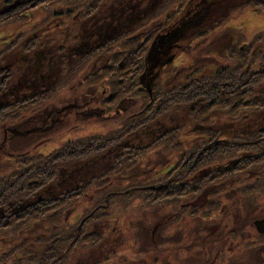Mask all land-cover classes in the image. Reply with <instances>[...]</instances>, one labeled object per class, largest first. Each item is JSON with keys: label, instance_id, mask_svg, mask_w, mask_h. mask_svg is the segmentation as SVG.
I'll return each mask as SVG.
<instances>
[{"label": "rangeland", "instance_id": "374dc122", "mask_svg": "<svg viewBox=\"0 0 264 264\" xmlns=\"http://www.w3.org/2000/svg\"><path fill=\"white\" fill-rule=\"evenodd\" d=\"M183 1L185 0H176L174 3H170L169 0H86L64 5L51 10V13L44 10L28 13L27 18L22 22L11 21L7 25L0 26V49L6 48L8 43L22 35L19 45L15 48L17 50H5L4 53L2 64L11 69L14 76L7 92L3 96L0 95L1 104L23 99L51 87H56V92L62 93L60 97L57 95V98L48 100L49 102L44 104L46 108L52 110L58 105L71 103L74 99L79 102L82 89L85 87L84 83L79 85V82L95 70L92 67L93 64L97 63L98 66L101 62H97L96 57L92 58L91 55L85 57L87 52L94 51V48L112 41H119L114 50H122L124 46L120 43L132 41L134 38L126 39L127 33L135 31L136 34H149L152 23L157 22L161 26L168 18L177 16L188 3L182 5ZM93 4L100 5L98 11L90 19H85L88 10L94 7ZM249 8L245 6L240 8L231 15L225 25L213 28V33H209L204 43L197 41L200 39L192 41L194 38L185 37L181 43L185 44L187 52L178 54L171 64L158 69L156 84L163 85L166 90H172L185 87L192 79H211L222 70L235 72L232 62L227 59V55H223V51L233 43L249 44L254 34L264 30V16L251 12ZM166 25L167 23L164 26ZM156 26L157 24L152 28ZM112 37L115 39L109 40ZM33 38L38 40V47L25 54L23 52L25 46ZM253 55L255 58L247 75L260 69L261 65L264 67V39L256 44ZM145 63L148 64L147 61ZM46 71L50 73L48 78L44 75ZM100 75V84L109 82L111 77L117 81L114 73H111V77L110 74H106L103 78L102 72ZM71 86L74 89L70 90ZM259 89L264 94V82L257 90ZM74 94L75 96L72 97ZM202 104L204 102L200 100L190 106H173L169 112L157 118L156 121L125 135L120 143L109 147L103 153L86 160L60 163L57 168L60 178L52 189L45 192V195H54L61 189L77 185L78 182H86L90 177L102 173V170L110 164L111 159L126 147L147 149L158 137L177 127H181L182 130L177 137L179 146L170 148L166 147L168 144H163L139 153L135 157L138 164L129 172L130 177L123 179L119 174L112 176L111 186L106 191L132 188L142 184L147 186L172 175L174 173L172 169L177 165L181 154L200 141L199 136L201 135L197 131L207 129L204 132L207 135L208 128L219 130L221 133L218 139L231 143L230 141L235 137L232 135L235 133L236 135L242 134L239 137L244 138L249 132L264 127V111L263 113L253 111L244 115L240 120H235L236 115L217 114V117L210 118L213 124L208 126V123L199 120L195 114ZM44 105L42 104L40 108L45 107ZM137 107L140 109L139 98L122 104L120 108L124 113L128 109L131 112ZM110 112L113 115L108 117L113 119H108L109 122H94L96 118H93L89 120L88 125L77 124L81 120L73 114L61 116L62 125L68 126L54 136V142L60 145L67 138L75 140L78 137L75 135L76 130H83L79 134L81 136L106 135L108 130L119 126L116 123L117 120L129 116V112L123 116L118 115L119 111H116L117 115L114 110ZM42 117H48V114L44 113ZM75 124L78 125L74 127L76 130L72 129ZM67 127L70 129L67 130ZM231 130L236 131L231 132ZM36 134L24 140H14L12 145L18 147L33 142H42L45 136H48V134ZM259 141H261L259 145L251 143L239 146L240 149L235 158L222 159V152L217 157L219 161L206 166L204 163L203 169L193 175L190 174L189 179L200 177L208 171H225L232 167L231 165L238 158L257 155L250 149L264 146V140ZM54 142L41 143L40 152H52L57 147ZM39 150L37 154L40 153ZM131 155L134 156L132 153ZM260 172H264V168L242 173L236 179V175L232 178H216L217 181L213 185L204 184L199 191L194 193V195L201 196L195 199L194 206H191L193 208H188L187 211L206 210V216L203 215L204 218L200 220L208 225L209 230V233H200V236L197 235L195 223L198 218L195 219V216L186 215L174 219L175 214L179 212L180 205L178 208H175L173 203H164L163 206H159L156 205L157 201L149 203L142 197L134 200L129 197L126 200L123 196H111L108 207L110 210L104 209L108 212L102 217L104 219L101 221L85 220L80 227V230L83 229L84 236L93 232L101 233L102 242L96 243L91 248L72 243L67 250L68 253L65 255L64 252L65 256L62 257L60 264H264V250L254 249L252 251L255 245H251L248 248L251 251H248L247 247L244 248V241L237 242V234V239L232 238L230 232L231 239L228 236L230 230H236L241 236L252 240L257 236L254 222L264 219V191H257L263 181L255 183L252 188L248 187L252 186L254 179L258 178L254 175ZM7 175L8 172L0 175V180L3 181ZM173 178H178L177 173L169 182ZM114 185H118L117 188ZM96 192L98 191L94 187H89L85 196L74 206L68 208L67 225H77L86 214L92 211L97 200ZM212 202H216L219 209L223 208L221 214L218 208H215L216 205L212 206ZM189 203L192 205L193 201ZM181 214L185 215V210H181ZM46 224L48 226L44 227L45 230L21 235V238L6 233L0 234V264H36L34 263L35 258H38L49 247L48 241L51 238L49 232L53 224L49 225L44 221V225ZM15 231L18 229L11 233ZM182 232L190 237L186 246L191 242V247L181 249L178 247V255H174L176 250L172 247L180 245L178 242H180ZM69 236L70 234L66 232L64 239ZM184 244L185 242H182V245ZM210 247H212L211 253ZM57 250L62 251L59 248Z\"/></svg>", "mask_w": 264, "mask_h": 264}, {"label": "trees", "instance_id": "16d2710c", "mask_svg": "<svg viewBox=\"0 0 264 264\" xmlns=\"http://www.w3.org/2000/svg\"><path fill=\"white\" fill-rule=\"evenodd\" d=\"M85 1L0 0V26L7 25L11 21L22 22L27 18L28 13L42 10L51 13V10L64 5ZM175 1L169 0L170 3ZM186 2H188L187 5L182 11L177 12V16L167 19L166 26H164L166 23L159 26V23L154 22L151 24L150 33L147 35L136 34L135 31L127 33L126 39L134 38L132 41L121 42L120 44L124 46L122 50H114L119 41H112L103 46L100 45L101 47L98 46L99 48H94V51L87 52L85 57L91 55L92 58L96 57L97 62H101L98 66L97 63L93 64L92 67L95 70L84 76L79 82V85L81 83L85 85L79 102L73 98L71 103L56 106L58 108L55 107L52 110L46 108L45 103L57 98V95L58 97L61 96L62 92H56V87L45 89L23 99L3 102V104L0 102V175L8 172L3 181L0 180V234L6 233L21 238V235L45 230L44 227L46 228L48 224L44 225V221L48 222L49 225L53 224L49 232L51 234L48 241L49 247L38 258H35L36 262L34 263L60 264L62 257L68 253L67 250L72 243L89 248L98 242L100 244L102 242L101 233L93 232L84 236L83 229L80 230L78 225L79 223L82 225L85 220H103L102 217L108 213L104 209L110 210L108 207L111 196H123L126 197V200L129 197L132 200L142 197L149 203L157 201L156 205L159 206H163L164 203H173L175 208H178L180 205L179 212L175 214L174 219L186 215L195 216V219L198 218L195 223L197 235L209 233L208 225L200 220V218H204L203 215L206 216V210L196 209L198 214L187 211L188 208H193L191 206H194L195 199L201 196L194 195V193L199 191L204 184L206 186L213 185L217 181L216 178H232L236 175V179L242 173L256 168H264V164H262L264 163V146H262L250 149L257 155L242 156L225 171H208L200 177L189 179L190 174L193 175L203 169L204 163L206 166L209 163L219 161L217 157L222 152V159L235 158L240 149L239 146L251 143L259 145L261 143L259 140H264V127L247 132L248 135L244 138L239 137L242 134L236 135L235 133L232 135L235 137L234 140L230 141L231 143H225L218 139L221 133L219 130L208 128L207 135L204 134L207 129L197 131L201 135L199 142L202 143L197 141L193 147L181 154L177 165L172 169L174 171L172 175L147 186L142 184L132 188L106 191L111 186L112 180L110 179L112 176L119 174L123 179L130 177L131 173L129 172L138 164L135 157L139 153L163 144H168L166 147L170 148L179 146V138L177 137L182 130L181 127H177L158 137L147 149L126 147L120 154L111 159L110 164L102 170V173L90 177L86 182H78L77 185L61 189L54 195H45V192L52 189V186H55L60 178L57 170L60 163L86 160L103 153L109 147L120 143L125 135L156 121L157 118L169 112L173 106H190L202 100L204 104L196 110L195 114L199 120L208 123V126H212L213 122H210V118L217 117V114L236 115L235 120H240L244 115L253 111L263 113L264 94L260 89H257L264 82V67L261 65L260 69L249 75H247V71L255 58L253 50L256 44L264 39V30L254 34L249 44L238 45L233 43L223 51V55H227V59L232 62L235 72L222 70V73L217 72L216 76L211 79H192L185 87H177L172 90H166L163 85L156 84L158 69L171 64L178 54L187 52L185 44L181 43L185 37L194 38L192 41L200 39L197 41L204 43L207 41L209 33H213V28L225 25L231 15L244 6L250 7L251 12L264 16V0H185L182 5ZM93 6L88 10L85 19L93 17L100 7L97 4H93ZM156 24L157 26L152 28ZM228 30L230 31V29ZM173 34L174 38L169 39ZM21 37L22 35L18 36L8 43L6 48L0 49V95L2 96L7 92L14 76L13 71L2 64L4 53L5 50H17L15 48L19 45ZM114 39L115 37H112L109 40ZM36 47H38V40L33 38L28 41L23 52L28 54ZM146 61L148 64L145 63ZM80 62L83 63L82 60ZM101 72L103 78L106 74H110L111 77V73H114L117 76V81L111 77L109 82L100 84ZM44 75L48 78L50 73L46 71ZM97 81L99 82L97 83ZM69 89L74 88L71 86ZM138 98L140 109L137 107L131 112L129 109L124 113L121 112L122 104ZM42 104L45 107L40 108ZM36 109L40 110L37 111ZM111 110H114L115 113L119 111V114L116 113L119 116L129 112V116L117 120L116 123L119 126L108 130L106 135L81 136L79 134L83 130H76L74 127L78 125L75 124L72 128L76 130L75 135L78 136L75 140L67 138L60 145L54 142V136L65 130V126H68L62 125L61 116L73 114L74 117L81 120L77 124L88 125L89 120L93 118H96L94 122L107 123L109 122L108 119H113L108 117L112 114ZM44 113H47L48 117L43 118ZM68 129L70 127H67ZM235 131L231 130V132ZM39 133L48 134V136H45L42 142H33L18 147L12 145L14 140H24L30 135H40ZM163 140L165 142H162ZM44 142H54L57 147L49 153L40 152L39 148ZM208 145H211L209 149H207ZM201 148H206L205 154L196 164H193ZM38 150L40 153L37 154ZM175 173H177L178 178H173L169 182ZM263 174L264 172H260L254 175L258 178L254 179L256 182L254 181L253 185L248 188L254 187L255 183L261 180L263 183L259 185L257 191H264ZM117 186L114 185L115 188ZM89 187H94L98 191L96 192L97 200L94 208L77 225H67L66 212L68 208L79 202ZM243 190L245 189L243 188ZM189 200L193 201L192 205ZM215 205L216 202H212V206L215 207ZM216 206L215 208H218L221 214L223 208L219 209V206ZM181 210H185V215L181 214ZM225 225L227 226V222ZM16 229L18 231L11 233ZM66 232L70 236L64 239ZM229 232L232 233V238L237 239L238 237L237 242L244 241V248L247 247L246 249H248L251 245H255L252 251L254 249L257 251L264 250V234H258L256 239L252 240L241 236L236 230H230L228 231L230 239ZM189 239L190 237L186 236L184 232L181 233V239L178 242L180 245L172 247L173 250H176L174 255H178V247L180 249L191 247V242L186 246V243L190 241ZM182 242L185 244L182 245ZM61 246L63 247L61 248ZM57 248L62 249V251H58ZM211 250L212 247H210V253Z\"/></svg>", "mask_w": 264, "mask_h": 264}, {"label": "water", "instance_id": "95a60500", "mask_svg": "<svg viewBox=\"0 0 264 264\" xmlns=\"http://www.w3.org/2000/svg\"><path fill=\"white\" fill-rule=\"evenodd\" d=\"M174 38V34L172 36L169 37V39H173ZM211 147V145H208V148L209 149ZM206 150V148H204ZM200 154L197 155L196 159L194 160L193 164H196L197 161L200 159ZM254 226L256 228V230L260 233V234H264V219H261V220H257L254 222ZM81 227V224L79 226V228Z\"/></svg>", "mask_w": 264, "mask_h": 264}, {"label": "bare ground", "instance_id": "6f19581e", "mask_svg": "<svg viewBox=\"0 0 264 264\" xmlns=\"http://www.w3.org/2000/svg\"><path fill=\"white\" fill-rule=\"evenodd\" d=\"M205 149H203V148H201L200 150H199V152H198V154H200L201 153V155H200V158L201 157H203L204 156V154H205ZM203 155V156H202Z\"/></svg>", "mask_w": 264, "mask_h": 264}, {"label": "flooded vegetation", "instance_id": "af4514ba", "mask_svg": "<svg viewBox=\"0 0 264 264\" xmlns=\"http://www.w3.org/2000/svg\"><path fill=\"white\" fill-rule=\"evenodd\" d=\"M255 227V226H254ZM256 229V228H255ZM257 231V230H256ZM260 234L258 231H257V235ZM257 237V236H256ZM256 237H254V239H256Z\"/></svg>", "mask_w": 264, "mask_h": 264}]
</instances>
